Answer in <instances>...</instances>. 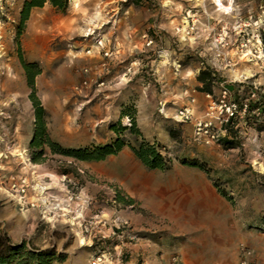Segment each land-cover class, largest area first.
Segmentation results:
<instances>
[{
	"label": "rangeland",
	"instance_id": "rangeland-1",
	"mask_svg": "<svg viewBox=\"0 0 264 264\" xmlns=\"http://www.w3.org/2000/svg\"><path fill=\"white\" fill-rule=\"evenodd\" d=\"M28 1L0 0V239L49 253L51 264L99 257L102 264H238L242 250L264 264V116L242 123L235 139L203 147L158 113L142 123L137 89L158 87L168 63L175 84L209 70L201 55L206 16L209 40L225 27L233 49L249 44L252 54L258 39L264 53V25H219L216 18L229 17L213 0H69L67 12L46 5L21 26ZM249 1L264 5L233 0L232 9ZM32 66L40 73L33 88L25 70ZM33 97L61 151L32 148ZM131 118L139 136L130 133ZM119 138L128 147L101 163L64 155ZM142 143L169 164L166 171H150L134 156L129 146ZM22 182L24 200L12 192ZM127 247H139V256Z\"/></svg>",
	"mask_w": 264,
	"mask_h": 264
},
{
	"label": "crops",
	"instance_id": "crops-1",
	"mask_svg": "<svg viewBox=\"0 0 264 264\" xmlns=\"http://www.w3.org/2000/svg\"><path fill=\"white\" fill-rule=\"evenodd\" d=\"M228 17L229 18H223L222 20L216 18L215 21L219 25L223 24L222 26L226 25L228 21L236 27L241 25L243 27H250L255 23L264 25V5L257 6L253 1H249L243 5L234 2L232 12ZM204 23L205 31H203L204 34L201 43L208 45L203 46V54L201 55L206 59V66L208 69L214 71L222 80V83L227 84L228 87L230 86V89L232 85H248L253 88H264V66L263 64L261 66L257 60L252 59V53L254 52L252 51L253 48L251 47L241 55L238 50L233 49L232 43L236 40H233L234 38L232 39L231 37L230 39L228 38L225 27H222L221 31L214 35L213 39L209 40L211 38V33H209L208 16H206V21ZM219 38L225 39L224 42L226 43V47L217 44ZM185 39L187 40V37ZM213 43H215L214 46ZM166 65V73L159 72V82H156L159 88L157 86L151 87L148 85H140V87L137 88L138 93L141 92L140 106L143 107L139 113L141 122L145 123V121H149L150 117L151 120H153L156 113H158L159 117H164L165 120L169 119L175 122V117L178 112L185 108L192 110L195 119H200L206 108L210 105V101L207 100L206 96L199 93L197 90L199 85L196 79L200 70L191 71L187 83L175 84L177 78L170 68V64L168 63ZM204 70H206V68H204ZM193 101L195 103H193ZM144 107H147V109L151 108L150 116L144 112ZM181 127L186 131L188 130L190 135H192L193 131L191 125H181ZM229 141L231 140H225L224 143ZM127 249H132V256H139V247H127Z\"/></svg>",
	"mask_w": 264,
	"mask_h": 264
},
{
	"label": "trees",
	"instance_id": "trees-1",
	"mask_svg": "<svg viewBox=\"0 0 264 264\" xmlns=\"http://www.w3.org/2000/svg\"><path fill=\"white\" fill-rule=\"evenodd\" d=\"M140 2L152 3L153 0H139ZM46 5L51 6L54 10L59 13H65L68 10L69 0H30L24 4L21 13V26H24L28 22L30 14L33 10L43 9ZM37 68L35 66L26 67L27 78L29 85L33 88L34 79L40 75L39 72H34ZM198 84L201 86L199 93L215 97L216 95L212 93V88L214 84H222V80L219 76L211 71L204 70L201 72L199 78L197 79ZM231 92L235 102L241 103L247 100L249 94L253 90L252 86L248 85H232ZM33 106L35 109V117L38 124V131L36 137L32 143V148L42 149L43 146H47L53 151H61V149L54 145L50 139L46 136L43 119L45 117V112L41 108L40 103L35 97L32 98ZM263 115H264V98H263ZM257 106L252 107L251 111L257 110ZM131 117V116H129ZM253 119V118H252ZM132 128L130 133L132 135L139 136L136 130L135 120L131 118ZM117 135L124 133L127 130L119 129L115 130ZM232 139H235L236 133H231ZM45 139V140H44ZM43 143V144H42ZM224 143V142H223ZM222 143V144H223ZM128 147L120 138L111 146L105 147L103 149L96 150H86L80 152H66L65 156L76 159L80 162H90V163H101L110 157H116L121 154L124 149ZM134 156L141 162V164L150 171H166L169 164L157 153L154 147L146 143H142L137 149L129 146ZM56 154V153H55ZM44 153L41 152L39 156H43ZM37 158L34 159V163L38 162ZM191 167H199L195 164H190ZM53 256L49 253L47 254H32L25 251L24 247L12 248L7 243L0 239V264H51V258Z\"/></svg>",
	"mask_w": 264,
	"mask_h": 264
},
{
	"label": "built area",
	"instance_id": "built-area-1",
	"mask_svg": "<svg viewBox=\"0 0 264 264\" xmlns=\"http://www.w3.org/2000/svg\"><path fill=\"white\" fill-rule=\"evenodd\" d=\"M224 41L225 39L219 38L217 44L224 43ZM257 44L258 49L252 54V59L257 60L264 66V53L260 39H258ZM101 47L100 44L99 48ZM248 48L249 44L242 45L238 51L243 55L248 51ZM110 56L108 53L105 54V58H110ZM219 86L218 95L215 97L206 96L207 100L210 101V105L200 119H195L192 110L189 108L179 111L175 117L176 124L192 126L193 142L196 145L203 147L221 145L225 140H232L231 133L238 132L242 123L246 125L253 117L264 116L262 104L264 88H253L247 100L237 103L227 84L222 83ZM193 103L195 102L193 101ZM254 106H257L258 109L251 111ZM12 192L21 200H24L28 193L26 182L13 185ZM102 262L103 259L99 257L94 260L93 264H102ZM238 264H253L251 254L247 250L241 251Z\"/></svg>",
	"mask_w": 264,
	"mask_h": 264
},
{
	"label": "bare ground",
	"instance_id": "bare-ground-1",
	"mask_svg": "<svg viewBox=\"0 0 264 264\" xmlns=\"http://www.w3.org/2000/svg\"><path fill=\"white\" fill-rule=\"evenodd\" d=\"M213 1H214V5L217 8L219 13H224L226 15H229L230 12H232L233 0H227L228 1V6H225L223 4L222 0H213Z\"/></svg>",
	"mask_w": 264,
	"mask_h": 264
}]
</instances>
